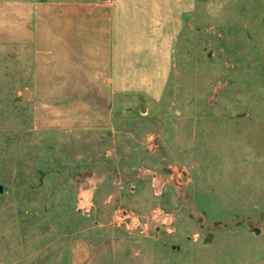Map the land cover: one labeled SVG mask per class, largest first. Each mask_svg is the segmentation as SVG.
<instances>
[{
  "label": "rangeland",
  "instance_id": "1",
  "mask_svg": "<svg viewBox=\"0 0 264 264\" xmlns=\"http://www.w3.org/2000/svg\"><path fill=\"white\" fill-rule=\"evenodd\" d=\"M31 85V50L0 46V264L130 234L156 264H264V0H198L161 101L111 130L35 131Z\"/></svg>",
  "mask_w": 264,
  "mask_h": 264
},
{
  "label": "crops",
  "instance_id": "2",
  "mask_svg": "<svg viewBox=\"0 0 264 264\" xmlns=\"http://www.w3.org/2000/svg\"><path fill=\"white\" fill-rule=\"evenodd\" d=\"M198 0H0V46L28 48L33 127L81 133L113 127L133 98L156 104ZM149 236L75 237L70 264H156Z\"/></svg>",
  "mask_w": 264,
  "mask_h": 264
},
{
  "label": "water",
  "instance_id": "3",
  "mask_svg": "<svg viewBox=\"0 0 264 264\" xmlns=\"http://www.w3.org/2000/svg\"><path fill=\"white\" fill-rule=\"evenodd\" d=\"M23 95L25 97L28 96V93L27 92H23ZM5 194V187L3 185H0V195H4ZM259 231H257V234H258ZM211 237L208 238V240L210 239Z\"/></svg>",
  "mask_w": 264,
  "mask_h": 264
},
{
  "label": "built area",
  "instance_id": "4",
  "mask_svg": "<svg viewBox=\"0 0 264 264\" xmlns=\"http://www.w3.org/2000/svg\"><path fill=\"white\" fill-rule=\"evenodd\" d=\"M127 218H130L129 216H126ZM131 220V219H130ZM130 224H132V220H131V222H130Z\"/></svg>",
  "mask_w": 264,
  "mask_h": 264
},
{
  "label": "bare ground",
  "instance_id": "5",
  "mask_svg": "<svg viewBox=\"0 0 264 264\" xmlns=\"http://www.w3.org/2000/svg\"><path fill=\"white\" fill-rule=\"evenodd\" d=\"M86 201H87V200L85 199L84 204L86 203ZM82 203H83V202H82Z\"/></svg>",
  "mask_w": 264,
  "mask_h": 264
}]
</instances>
